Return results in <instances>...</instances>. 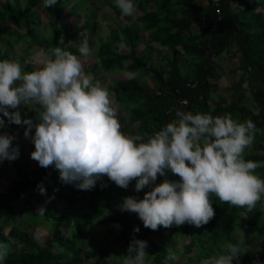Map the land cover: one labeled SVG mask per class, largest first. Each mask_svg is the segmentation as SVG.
I'll return each instance as SVG.
<instances>
[{"label":"trees","instance_id":"obj_1","mask_svg":"<svg viewBox=\"0 0 264 264\" xmlns=\"http://www.w3.org/2000/svg\"><path fill=\"white\" fill-rule=\"evenodd\" d=\"M71 1L58 0L54 7L44 8L41 0H27L23 4L0 0V61L7 60L10 53L7 37L16 44L22 42L31 46L38 41L44 44V52L51 58H54L51 50L57 47L80 55L78 48L72 50L70 46L80 43V36L87 35L98 25L96 14L91 12L72 32L66 21L73 15L80 17L77 9L85 6V0H80L66 13ZM91 3L122 17L116 0H92ZM133 3L135 12L142 14L138 22L143 32L148 33L147 38L132 23V16L123 17L125 22L115 21V27L96 53L99 66L106 73L134 72L150 75L152 79L153 87H147L138 77L118 80L114 84L113 97L130 120L129 135H140L147 142L177 119V109L213 117L230 114L237 123L251 119L256 124L259 131L254 142L245 149L243 159L264 162V0H133ZM233 4L240 6L233 8ZM40 9L52 16L48 23L50 32L40 29L41 22L36 13ZM63 14L68 17L65 19ZM9 22L21 25L22 33L18 26V29L10 30ZM144 43L147 49L142 51L140 48ZM152 44L171 52L170 58L159 52L161 68L152 62L156 49ZM183 57L190 63L188 73L183 70ZM224 57L234 63L229 72L239 74L237 82L228 87L229 96L219 94V64ZM20 65L22 74L37 70L29 64ZM29 105L34 113L9 111H19L22 120L31 119L37 124L38 113L43 109L37 104ZM0 117H3L2 113ZM3 118L6 124L0 128V134L16 135L13 143L21 149L27 126L10 124L7 117ZM7 129L11 131L7 132ZM31 134H35V127ZM27 159L26 167L31 170L22 172L19 169L18 178L7 189L6 199H0V217H6L4 224L0 223V244L11 245L3 264H124L127 248L134 238L148 241L145 264H201L204 259L224 254L228 244L243 241L241 232L247 235L240 244L238 264H264V194L251 212L247 207L224 203L215 194H210L215 216L208 224L199 228L187 222L167 229L160 226L158 231L163 233L158 242L151 235L152 230L144 227L138 214L122 212L119 208L113 214H107L115 204H121L130 196L128 192L135 189L136 180L125 189L104 176L103 183L96 184L92 190H78L73 185L61 184L59 171L54 166L43 168L32 158ZM30 161L36 162L35 165H30ZM254 174L264 180V167L255 169ZM165 179L176 181L180 178L168 171L166 176L158 174L155 184ZM40 183L47 190L46 196L39 194L37 185ZM54 189L59 190L54 199H49ZM150 190L145 187L139 193L135 191L133 197L142 200ZM15 205L25 212L32 229H37L41 220L52 224V235L43 242V247L33 242L29 227L21 229L12 225L18 219ZM40 207L46 209L42 215L37 212ZM252 213L257 219L251 216ZM9 223L12 227L7 234L5 224ZM95 226L100 230L98 234L92 232ZM137 227L138 232L134 231ZM180 235L189 237L190 243L178 249L176 242L170 241ZM178 250L183 253L176 257ZM169 251L174 254L173 259H168ZM182 255L190 257L183 260ZM233 264H237L235 259Z\"/></svg>","mask_w":264,"mask_h":264},{"label":"clouds","instance_id":"obj_2","mask_svg":"<svg viewBox=\"0 0 264 264\" xmlns=\"http://www.w3.org/2000/svg\"><path fill=\"white\" fill-rule=\"evenodd\" d=\"M57 2L44 0L42 6L52 8ZM116 5L122 17L133 16V0H116ZM237 6L240 5H232ZM82 35L78 51L87 57L91 49L87 35ZM51 53L54 58L42 68L24 74L19 62L0 61V113L10 124L27 126L24 135L35 146L31 158L43 168L54 166L61 184L92 190L107 176L125 189L136 180L137 193L150 187L152 190L142 200L128 196L118 207L122 212L138 214L144 227L151 230L186 222L197 228L208 224L215 216L210 194L224 203L247 207L250 212L261 200L264 180L254 170L264 167V162L243 159L244 150L259 131L251 119L237 123L230 114L213 117L177 109V119L145 142L140 135L129 136L121 131L117 108L107 87L99 81L93 83L76 54L59 47ZM124 75L136 77L134 72ZM29 104L43 109L37 124L31 119L22 120L19 111H9ZM3 117L0 128L6 124ZM16 139L13 134H0V162L19 158L20 146L13 143ZM168 171L180 179L155 184L158 174L166 176ZM37 188L40 195H47L43 183ZM58 190L54 189L49 199H54ZM45 211L44 207L37 210L41 215ZM241 243L228 244L224 254L204 259L201 264H233L234 259L238 264ZM147 247L148 241L134 238L124 264H145ZM7 256V246L0 244V264ZM173 258L169 251L168 259Z\"/></svg>","mask_w":264,"mask_h":264},{"label":"rangeland","instance_id":"obj_3","mask_svg":"<svg viewBox=\"0 0 264 264\" xmlns=\"http://www.w3.org/2000/svg\"><path fill=\"white\" fill-rule=\"evenodd\" d=\"M12 1H16L19 4H23L25 1L27 2V0H12ZM25 2V3H26ZM80 0H72L71 1V5L69 7H67L66 9V13H68V11L72 8V6L76 5L77 3H79ZM92 0H85V6L82 5L79 9H77V14H80V17H77L75 15H73V17H71V20H67L66 23L70 26V29L72 32H75L79 26H81L84 23V16L88 15L89 13H95L96 14V23L98 25V27L95 30H89L88 34H87V38H88V43H89V47L91 49L90 55H88L87 57H83L78 55V58H80L82 60V62L84 63V70L85 73L90 75L93 78V83L99 81L101 83L102 86H106L109 93H110V97L111 99L114 101V105L117 108V118L121 124V131L124 132L126 135H129L128 133V127L131 125L130 124V120L128 117V114L126 113L125 109L120 107L117 102L115 101V98L113 97L112 92L114 91V84L118 81V80H126L128 79L124 73L126 71H115L114 72H110V73H106L104 71H102V69L100 68L99 64H98V60L96 58V53L99 49V46L102 42H104L106 40L107 35L110 33L111 28L115 27V21L119 20V22L124 23L125 20L123 19V17H118L116 14H114L111 10H109L108 8H103L100 5L94 6L92 3ZM41 3H44V0H41ZM203 3V2H202ZM36 13L39 16V21L41 22V30H46L45 32H50V27H48V23L52 20V16L49 12H46L42 9L38 10V12L36 11ZM141 13L140 12H135L133 13V21L132 23H134L136 25V27H138L142 32V26L140 25V23L138 22V19L141 17ZM63 16L65 17V14H63ZM68 17V15H66L65 19ZM18 25H16L14 22H9L7 24V27H9V29H13V28H17ZM19 27V26H18ZM20 29L19 32L22 33V31L24 30L22 28V26L20 25L19 27ZM48 28V29H47ZM143 36L146 39L148 36V33H144L143 32ZM83 40V35L80 36V43ZM7 42H9V49H10V53L9 56L7 57V60H14L19 62L20 64L25 63V64H29L34 66L35 68H40L41 66H44V63L51 58V56H49L48 54H46L44 52V44L40 43V42H36L34 43L33 46H31V44H25V43H19L16 44L14 42H12L8 37H7ZM73 44L70 46V48L73 50L75 48L79 49V44ZM152 47L154 46L156 49L154 50V54H153V64L156 67L161 68L162 67V61L159 58V52H164V55H166L167 57H171V52L169 50L166 49H162L161 47H159L156 44H152ZM146 48V43L142 44L140 50H145ZM182 66H183V70L184 73H188L189 69H190V63L188 60H186L184 57L182 59ZM219 71L221 73V77L218 80V83L220 85V90H219V94H223L226 96H229L231 93H229L228 91V87L233 86L238 78H239V74L235 73V74H231L229 72V69L234 67V63L228 58V57H224L221 59V62L219 64ZM22 68V66H21ZM95 68V69H94ZM95 70V71H94ZM136 77H138V79L140 80V82H142L144 85H146L147 87H153L154 84L152 82V79L150 77V75H142V74H136ZM19 83V82H18ZM246 94L248 95V97H250V93L248 91H245ZM217 99V97H216ZM16 110H20V111H28L31 113H34L33 107L31 105H21L18 107V109ZM134 128V127H133ZM11 129H7V132H10ZM14 131V130H13ZM34 135V134H32ZM130 136V135H129ZM35 151V146L32 142V140L30 138H24L23 139V144L22 147L20 149V156L18 159L14 160V161H3L0 162V199L2 200L4 198V200L6 199L7 195V189L11 187V183L16 180L18 178V174H19V169L23 172V171H30L31 169L29 167H26L27 162H29V160L27 158H31V153ZM245 152V150H244ZM26 157V158H25ZM25 158V161H24ZM37 162V161H36ZM33 161H30V165H35ZM103 180V179H102ZM100 180L97 182V184L99 183H103V181ZM130 192L129 195L133 196L135 193V189L132 188L131 190H129ZM5 195V197H4ZM120 204H115L110 211H108L107 214L111 215L115 212L116 209H118ZM14 211L15 214L18 216V219L16 221L13 222L12 225H16L17 227H22L21 229H26V228H30L31 231V237L33 242H35L37 244V246L39 247H43V242L50 238L52 235V224L46 223L44 221H39L37 223V229H32L33 227L30 225L27 217L25 216V212L21 211L20 209H18V207L15 205L14 206ZM106 214V215H107ZM252 217H254L255 219H257V215H255L254 213L251 214ZM6 217H0V223L1 225L4 224V219ZM5 232L8 234L11 231V223L9 224H5ZM92 232H94L95 234H98L100 232V230L98 229V227H92ZM163 232L161 231L159 233L158 230H152V236L155 240H157L158 242L160 241V235ZM242 240H245V237L247 235L246 232H241L240 233ZM171 243L176 242L178 249L184 248V246L186 244L190 243V238L184 235H180L176 240H172L170 241ZM7 246V249L11 248V245L9 243H1ZM180 251V252H179ZM183 252H181V250H178L177 253H175L176 257H178V255L182 254ZM190 257V256H188ZM185 255L181 256V259L186 260L188 258ZM189 259V258H188ZM92 262H90L91 264Z\"/></svg>","mask_w":264,"mask_h":264},{"label":"built area","instance_id":"obj_4","mask_svg":"<svg viewBox=\"0 0 264 264\" xmlns=\"http://www.w3.org/2000/svg\"><path fill=\"white\" fill-rule=\"evenodd\" d=\"M215 2H218V0H214Z\"/></svg>","mask_w":264,"mask_h":264}]
</instances>
